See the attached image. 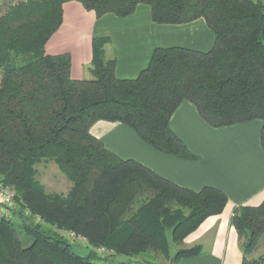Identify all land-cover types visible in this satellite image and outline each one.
<instances>
[{
  "label": "trees",
  "instance_id": "trees-1",
  "mask_svg": "<svg viewBox=\"0 0 264 264\" xmlns=\"http://www.w3.org/2000/svg\"><path fill=\"white\" fill-rule=\"evenodd\" d=\"M6 1L0 13V175L15 202L9 216L0 215V264H98L94 248L101 246L109 256L127 258L123 264H136L143 253L172 262L198 254L199 245L181 247L183 240L223 211L225 192L180 186L106 148L90 127L97 120L119 121L156 150L194 160L198 156L169 124L187 100L213 127L259 119L264 151L263 1ZM68 1L97 17L128 16L140 3L149 5L155 23L202 17L213 45L206 51L156 47L136 77L118 78L115 57L104 55L107 38L94 36L92 77L75 79L68 53L44 49ZM39 161L59 167L71 182L68 192L44 190L35 178ZM230 222L242 264H264V255L252 256L264 234V200L237 206ZM77 236L87 241L85 254L76 250ZM169 239L177 247L173 253Z\"/></svg>",
  "mask_w": 264,
  "mask_h": 264
},
{
  "label": "crops",
  "instance_id": "crops-1",
  "mask_svg": "<svg viewBox=\"0 0 264 264\" xmlns=\"http://www.w3.org/2000/svg\"><path fill=\"white\" fill-rule=\"evenodd\" d=\"M94 36L107 38L104 55L115 57L118 78L136 77L147 66L156 47L178 45L206 51L214 41L213 31L202 17L186 23H155L149 5L144 3L138 4L128 16L106 13L97 17L80 2L68 1L63 4L62 23L44 49L48 54L68 53L71 77L88 78ZM169 124L197 159L185 160L160 152L119 121L97 120L90 127L93 136L122 158L135 159L180 186L198 190L211 185L227 195L223 211L207 217L183 240L181 247L199 245L198 254L172 262L160 255L143 253L139 261L143 264H242L240 242L230 219L237 206H256L264 200L261 121L253 119L213 127L191 102L184 100ZM261 238L252 253L254 257L261 255L258 253Z\"/></svg>",
  "mask_w": 264,
  "mask_h": 264
},
{
  "label": "rangeland",
  "instance_id": "rangeland-1",
  "mask_svg": "<svg viewBox=\"0 0 264 264\" xmlns=\"http://www.w3.org/2000/svg\"><path fill=\"white\" fill-rule=\"evenodd\" d=\"M7 3L8 2L6 0H0V13L4 11ZM90 77H92V75ZM34 167L36 169L35 178L39 183H41V185H43V188L46 192H50V193H53V192L66 193V192H68V190L71 186V182L65 177V175L62 173V171L59 169V167L54 162H52V161H39V162L34 164ZM12 192L14 195L13 189H12ZM13 199H14V197H13ZM14 202H15V200L13 201V203L10 207L11 209L12 208L14 209ZM14 221L16 223H18V218L15 217ZM68 236H71V235L68 234ZM75 242L77 243L76 250L81 254H85L87 249H88L85 246L87 244V241L85 240V238L82 236H77L75 239ZM260 243H262V244L259 247L258 253H260L261 255H264V246H263L264 245V235L262 236ZM169 247H170V250H173L175 248V243L172 242L171 239H169ZM94 250L99 255V256L98 255L97 256L102 259V260L101 259H95V261L98 264H123L120 261L128 260L127 258L122 257V256H118V255L109 256L108 253L101 254L98 251V247L94 248ZM109 253H112V252H109ZM103 255H105L107 257V259L104 258ZM140 258H138V259H140ZM146 258L149 260H153L152 257H149V256H146ZM130 261L132 264L136 260H130ZM136 264H143V263L138 261V262H136Z\"/></svg>",
  "mask_w": 264,
  "mask_h": 264
},
{
  "label": "built area",
  "instance_id": "built-area-1",
  "mask_svg": "<svg viewBox=\"0 0 264 264\" xmlns=\"http://www.w3.org/2000/svg\"><path fill=\"white\" fill-rule=\"evenodd\" d=\"M13 192L12 188L9 187L8 185H5L2 182V177L0 175V215L1 216H9L10 215V210H11V205L13 203ZM98 251L101 254L107 253V249L105 247H98Z\"/></svg>",
  "mask_w": 264,
  "mask_h": 264
}]
</instances>
